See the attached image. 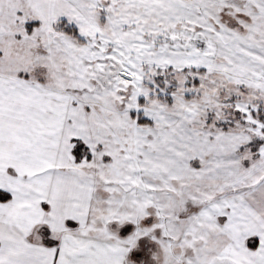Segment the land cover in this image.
Listing matches in <instances>:
<instances>
[{
    "label": "snow or ice",
    "instance_id": "1",
    "mask_svg": "<svg viewBox=\"0 0 264 264\" xmlns=\"http://www.w3.org/2000/svg\"><path fill=\"white\" fill-rule=\"evenodd\" d=\"M0 264H264V0H0Z\"/></svg>",
    "mask_w": 264,
    "mask_h": 264
}]
</instances>
